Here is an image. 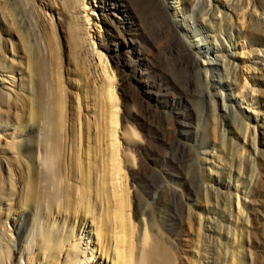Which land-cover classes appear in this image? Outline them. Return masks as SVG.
Here are the masks:
<instances>
[{"label":"rangeland","instance_id":"obj_1","mask_svg":"<svg viewBox=\"0 0 264 264\" xmlns=\"http://www.w3.org/2000/svg\"><path fill=\"white\" fill-rule=\"evenodd\" d=\"M107 1L0 0V71L11 66L0 72V264H116L125 232L133 252L143 237L160 241L172 264H264V0H204L195 14L160 0L173 35L147 19L133 38L141 57L123 15L104 16ZM225 1L236 14L206 16ZM170 48L190 60V88L169 73ZM50 50L58 153L29 115L39 80L27 61ZM153 76L161 85L150 89ZM49 179L52 205L26 201L28 185L50 190Z\"/></svg>","mask_w":264,"mask_h":264},{"label":"bare ground","instance_id":"obj_2","mask_svg":"<svg viewBox=\"0 0 264 264\" xmlns=\"http://www.w3.org/2000/svg\"><path fill=\"white\" fill-rule=\"evenodd\" d=\"M203 2H204V0H177L176 4H177V6H178V3L181 4V12H180L181 14L186 13L187 10L190 9L191 7H192L191 8L192 13L195 14V11H201ZM72 4H73L72 0H65V6L67 8H70L72 6ZM163 4L161 3L160 0H108L106 7L103 9V12H104V16L106 18L107 17L110 18V16H113V14L117 13V12H118V14L123 15L125 20L128 22V23H126L128 27L125 31H126L128 38L131 39V40L129 39L127 41V43L131 46V50L136 52L138 54V57L139 56L141 57V52L137 48V44L135 42H133V38H136V36H137L136 35L137 32L135 33V31H139V35L144 38V34L146 33V31H144L145 30L144 28H146L145 25H146L147 19H148V21L152 20V21L157 23V25H158L157 27H159V33L160 34L162 33L166 37H167V35H170L169 34V31L171 32L170 24H169L170 22H169L168 17L166 16V12L168 9H166L165 5H163ZM218 9L225 10V13H227L228 11H231L233 14H236V11H237V10H235L236 8H234L233 4L230 1H225L224 3H222L220 5V7L213 6V9H212L213 11H211L209 14H208V12H206V16L211 17L212 20L213 19L217 20L218 18L214 16V10H218ZM222 12L224 15H222V18L220 21H217L220 24H221V22H224V17L227 18L224 11H222ZM204 17L205 16H203V18L201 20V21H203V23H204V20H207V18H204ZM182 22L184 23V18H182ZM206 23H204V24L206 25ZM172 24H173V22H172ZM157 27H156V29H157ZM153 31H154V29H153ZM69 34H70V38H71L70 44H72V48H74L76 50L79 47V42L81 41V40L79 41L80 38L78 37L77 28L71 27ZM160 34H159V36H160ZM171 34H172V32H171ZM162 39H164V38L162 37ZM213 41H215L214 38H213ZM166 43H168V42H166ZM204 45H205V40L201 37L198 40H195V43L193 45V49L194 48L196 49L197 54H201L200 49ZM182 46H184V45H181V47ZM48 47L50 49V45ZM176 47H177V45H176ZM188 47H189V45H188ZM49 49H47V50H49ZM166 49H168V48H166ZM52 51L50 50V53H51L50 56L51 57H49V60L48 59L46 60V58H45L44 60H46V61H44V62H40L41 60L38 61V59H35V57L33 58V56H31V58L27 61L28 62L27 68H28V72L30 74L29 78L36 79L37 81L39 80L38 81L39 84L37 86V89L36 88L34 89L35 91L30 97L29 115H30V118L32 120H43L44 121L45 127L43 129H45L47 131H45V133H43L44 135L42 134L43 138H44V139L43 138L42 139L44 141H46L45 143L49 142L51 148L54 149L53 151L55 152L57 145H58V141H59L58 137L60 136V134H59L60 128L55 123H56V120L60 119V117L62 115L61 114V111H62V103L61 102L62 101H61V97H60L62 95L60 94L61 93L60 92L61 86H59V84H58L59 81H57L56 79H55L56 82L52 81L53 84L52 83L47 84V85H49L48 87L46 86L48 88V90L47 91L45 90L46 89V87H45L46 82H48V81H46L47 75L51 74L52 72H54L56 70V68H55L56 65H55V61H54L55 57H56V52L54 54ZM208 52H209V49H207V51L204 52L203 54L205 56H207ZM48 55L49 54L47 53V56ZM169 55L173 59V62L171 63V65L168 66L169 67V73L172 74L173 76L177 77L180 81H182V83H184L187 88H190L191 84H192L191 83L192 82L191 77L193 74V70H192L193 68H192V64L190 63V60L185 57L186 53L181 48H178L177 51H174L172 48H170L169 49ZM29 57H30V53H29ZM156 57H158V56H156ZM148 61H149V59H148ZM160 61L162 62V60L161 59L159 60V58L153 59L154 64L152 63L153 64L152 66L155 67V70L160 69V67L162 66ZM214 61H216V58L211 59L210 62H207L206 63L207 68L217 70L216 66H215L216 64L213 63ZM224 64L220 63V67H222L223 70L225 67ZM208 65L210 67H208ZM163 66H164V63H163ZM8 67L9 66H6L4 68V70H5L4 72L6 74L8 73V70H9ZM167 68H166V70H167ZM207 68H205V69H207ZM148 70H149V68H148ZM50 71H51V73H50ZM0 72H3V71H0ZM150 72H152V71H150ZM205 72H206V70H205ZM1 75H0V77H1ZM214 77L215 76H211L209 79H207V83H210L209 84L210 88L215 87L217 84V83L214 84V80H213ZM51 79H52V77H51ZM147 79H149V77ZM1 80H0V82H1ZM150 81L151 82H149V85H148L150 87V89L161 85V83L157 82V79L154 76L150 77ZM10 82H13V81L10 80ZM50 82H51V80H50ZM147 83H148V80H147ZM227 108L228 107L226 105L224 106V104H223V109L225 111L227 110ZM143 112H144L143 116L145 118L144 124H146V122L147 123H153L154 116H153L152 112L147 108ZM148 125L146 127H149ZM48 130H49V134H48ZM44 147H46V146H44ZM49 149H50V147H49ZM57 150H56V152H57ZM53 154L54 153H52V155ZM50 157H51V153H50ZM50 157H49V159H50ZM54 158L55 157L51 158L50 160L53 161ZM55 159H57V158H55ZM52 161H50V162H52ZM42 177H44V176H42ZM45 178H47V176L44 177V179H43L44 181H45ZM42 183H43V181H42ZM49 183H50V179H49ZM53 183H55V182H53ZM51 184H52V182L50 183V185ZM45 185H48V184L45 183ZM52 185L55 186L54 184H52ZM52 185H51V187H52ZM42 187H44V186H42ZM55 187H57V186H55ZM34 188L35 187L33 185L32 186L28 185L27 196H26L27 200L26 201H29L30 203L31 202L32 203H37V202L43 203L42 202V200H43L45 203L47 202V204L49 203L52 205L54 203L56 196L58 195L57 191H55L56 189L54 190V188L52 187V189L55 192V193H53L52 189H50V190L48 189L49 185H48V188L46 186L45 189L43 188L44 191L42 189V190H40V192H39V190H38V192L35 191ZM38 189H40V188H38ZM55 194H57V195H55ZM49 204H48V206H50ZM125 233L127 234V232H125ZM122 234H124V232H122ZM126 234L124 235L125 237L123 235L122 236L119 235L118 237L116 236L117 237V239L115 240L117 242L116 243L117 244L116 249L118 251H116L117 253H116L115 260L118 263H120V264H172L170 254L167 252L166 248L164 247V245H162V243L160 241L155 240V239H150V241H146V238L143 237L142 239L139 240L138 244L135 245L136 248H135V251L133 252V250H134L133 249V243H130L129 241L131 240V238L133 239L135 237L131 236L132 234H130V235L129 234L126 235ZM118 263H116V264H118Z\"/></svg>","mask_w":264,"mask_h":264}]
</instances>
